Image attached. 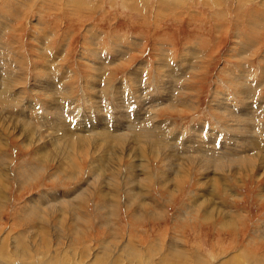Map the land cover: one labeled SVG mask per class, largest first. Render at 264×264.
I'll use <instances>...</instances> for the list:
<instances>
[{
  "label": "rangeland",
  "instance_id": "obj_1",
  "mask_svg": "<svg viewBox=\"0 0 264 264\" xmlns=\"http://www.w3.org/2000/svg\"><path fill=\"white\" fill-rule=\"evenodd\" d=\"M5 90L0 264H264V0H0Z\"/></svg>",
  "mask_w": 264,
  "mask_h": 264
},
{
  "label": "bare ground",
  "instance_id": "obj_2",
  "mask_svg": "<svg viewBox=\"0 0 264 264\" xmlns=\"http://www.w3.org/2000/svg\"><path fill=\"white\" fill-rule=\"evenodd\" d=\"M119 54H120V59H121V58L123 59L124 54H123V53H119ZM122 59H121V60H122ZM124 59H125V58H124ZM117 62H120V60L117 61ZM96 69H97V68H96ZM176 73H177V72H176ZM11 83H12V82H10V84H11ZM109 83H110V82H109ZM105 84H106V83H105ZM108 85H109V84H108ZM247 86H248V85H247ZM104 87H105V86H104ZM105 88H106V87H105ZM119 88H120V87H119ZM252 89H253V87H252ZM161 90L165 91V89H163V88H162ZM103 92H105V90H103L102 93H103ZM250 93H251V92H250ZM10 95H13L12 92H7V90H5V93L2 94V95H0V98L4 97V98L6 99V102L9 104V96H10ZM250 96H251V95H250ZM149 97H150V96H149ZM119 99H120V98H119ZM143 99H144V98H143ZM15 100H16V97L13 95V101H12V103H14ZM151 101H152V99H151ZM141 102H142V101L140 100V103H141ZM149 102H150V101H149ZM140 103H139V104H140ZM14 104H15V103H14ZM141 104H143L144 106H145V105H146V106L148 105V103H145V102H144V103H141ZM149 105H151V104H149ZM30 108H31V107H30ZM132 108H133V107H132ZM147 108H148V107H147ZM61 109H62V108H61ZM149 109H150V108H149ZM121 112H122V111H121ZM143 114H144V113H143ZM17 116H18V115H17ZM151 116H152V115H151ZM22 117H23V115H22ZM44 117H46V116H44ZM154 117H155V115H153L152 118H151L150 120L148 119V121H151V120L153 121V120H154ZM31 119H33V118H31ZM146 119H147V118H145V119H144L141 123H139V124L144 123V122L146 121ZM33 120H34V119H33ZM33 120H32V122H33ZM36 120H37V119H36ZM148 121H146L144 124L148 123ZM86 122H87V121H86ZM25 123H26V122H25ZM90 123L92 124L91 120H90ZM21 124H22V123H21ZM26 124H27V123H26ZM26 124H25V125H26ZM84 124H85V123H84ZM15 125H17V124H15ZM94 125H95V124H94ZM6 126H7V125H6ZM23 126H24V124H23ZM34 126H35V125H34ZM130 126H132V125L130 124ZM86 127H87V125H86ZM96 127H97V126H96ZM62 128H63V127H62ZM62 128H61V129H62ZM100 128H101V127H100ZM61 129H60V130H61ZM103 130H104V129H103ZM117 130H118V129H117ZM63 131H64V130H63ZM67 131H68V130H67ZM100 132H101V131H100ZM102 132H103V131H102ZM106 132L108 133V131H106ZM29 133H30V132H29ZM63 133H64V132H63ZM121 133H122V132H121ZM124 133H125V132H124ZM65 134H66V133H65ZM111 134H112V133H111ZM120 135H121V134H120ZM122 135H123V134H122ZM153 135H154V134H153ZM65 136H66V135H65ZM73 136H74V135H73ZM124 136H125V135H124ZM66 137H67V136H66ZM109 137H112V136L109 135ZM117 137H118V136H117ZM119 137H120V136H119ZM119 137H118L117 140H119V139L121 140V139H122L121 137H120V138H119ZM126 137H128V136H126ZM30 138H31V137H30ZM82 138H85V137L83 136ZM87 138H88V137H87ZM97 138H98V137H97ZM99 139H100V138H99ZM114 139H116V135H115V138H113V140H114ZM66 140H67V139H66ZM87 140H88V139H87ZM100 140H101V139H100ZM117 140H116V141H117ZM123 140H124V139H122L121 141L123 142ZM70 141H71V143H72V140H70ZM89 141H90V140H89ZM97 141H98V140H97ZM110 141H111V140H110ZM116 141H115V142H116ZM74 142H75V141H74ZM90 142H91V141H90ZM92 142H93V141H92ZM102 142H103V139H102ZM104 142H106V140H104ZM112 142H113V141H112ZM4 143H5V142H4ZM83 143H86V139H85V142H83ZM94 143H96V142H94ZM75 144H76V143H75ZM86 144H87V143H86ZM98 144H99V143H98ZM179 144H181V142H179ZM70 145H71V144H70ZM76 145H77V144H76ZM83 145H84V144H82V146H83ZM82 146H81V148H84V147H82ZM257 146H258V144H257ZM76 147H79V146L77 145ZM71 148H74V146L71 147ZM81 148H79V149H81ZM79 149H78V150H79ZM78 150H77V151H78ZM206 150H207V152H212V149H211V148L206 149ZM262 150H263V149H262ZM57 151H58V149H57ZM57 151H56V152H57ZM83 151H84V150H83ZM125 151H126V150H125ZM71 152H74V149H73V151H71ZM258 152H259V151H258ZM59 153L61 154L60 151H59ZM62 153H63V152H62ZM65 153H66V152H65ZM76 153H77V152H76ZM126 153H127V152H126ZM134 153H135V152H134ZM150 153H151V152H150ZM46 154H47V153H46ZM51 154H52V153H51ZM68 154H69V153L67 152V155H68ZM80 154H81V153H80ZM138 154H140V153H138ZM141 154H142V153H141ZM54 155H55V154H54ZM67 155H66V156H67ZM72 155H73V154H72ZM76 155H77V154H76ZM154 155H155V154H154ZM201 155H202V154H201ZM74 156H75V155H74ZM68 157L70 158V157H71V154H70V156H68ZM185 157H186V156H185ZM261 157H262V156H261ZM186 158L189 159V157H186ZM212 158H213V156H211V155H209L208 157H206L207 161H209V160L212 159ZM216 158H217V157H216ZM67 159H68V158H67ZM73 159H74V158H73ZM193 159H194V158H193ZM193 159H190L189 161H192ZM74 160H76V159H74ZM193 161H194V160H193ZM69 162H70V160H69ZM73 162H74V161H73ZM194 162H195V161H194ZM210 163H211V162H210ZM253 165H254V164H253ZM187 168H188V165H187ZM28 169H29V168H28ZM181 169H182V168H181ZM35 170H36V169H35ZM33 171H34V170H33ZM33 171H32V172H33ZM174 174H176V172H175ZM31 176H32V175H31ZM184 176H185V173H183V174L181 175L182 178H183ZM173 180H174V179H173ZM1 198H3V194H2V192H1V190H0V199H1ZM46 199H47V198H46ZM77 201H78V200H77ZM77 204H78V202H77ZM15 236H16V235H15ZM4 238H5V236H4ZM4 238H3V239H4ZM13 238H14V237H13ZM13 238H12V240H14ZM16 238H19V236H16L15 239H16ZM22 238H23V237H22ZM8 239H11V238H8ZM8 239L5 238V239H4V243H5V240H8ZM23 241H24V240H21V241H19V243H18V245H19V246L21 247V249H22V250L20 249L22 252H24V248H27V247L25 246V243H24ZM27 245H28V244H27ZM130 246H131V245H130ZM28 248H29V247H28ZM30 249H31V248H30ZM30 249H28V250H30ZM240 250H241V249H240ZM136 251H137V250H136ZM26 253H27V252H26ZM0 254H1V253H0ZM180 254H181V253H180ZM1 255H2V254H1ZM1 255H0V256H1ZM18 255H21V254H20V253L16 254L17 257H18ZM22 255H24V254H22ZM101 256H102V255H101ZM234 257H236V256H234ZM95 258H99V256L96 255ZM100 258H102V257H100ZM236 258H237V257H236ZM239 259H240V258H239ZM17 263H18V262H17ZM101 263H102V262H101V261H98V259H95L94 262H93V264H101ZM262 264H263V263H262Z\"/></svg>",
  "mask_w": 264,
  "mask_h": 264
}]
</instances>
